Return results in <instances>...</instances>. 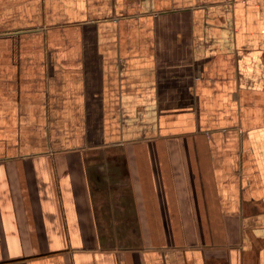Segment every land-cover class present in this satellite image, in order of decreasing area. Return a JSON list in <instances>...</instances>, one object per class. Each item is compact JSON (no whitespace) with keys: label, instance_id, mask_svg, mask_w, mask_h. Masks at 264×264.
I'll return each mask as SVG.
<instances>
[{"label":"crops","instance_id":"1","mask_svg":"<svg viewBox=\"0 0 264 264\" xmlns=\"http://www.w3.org/2000/svg\"><path fill=\"white\" fill-rule=\"evenodd\" d=\"M0 264H264V0H0Z\"/></svg>","mask_w":264,"mask_h":264}]
</instances>
